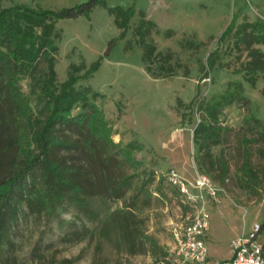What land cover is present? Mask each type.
I'll list each match as a JSON object with an SVG mask.
<instances>
[{
  "label": "rangeland",
  "instance_id": "obj_1",
  "mask_svg": "<svg viewBox=\"0 0 264 264\" xmlns=\"http://www.w3.org/2000/svg\"><path fill=\"white\" fill-rule=\"evenodd\" d=\"M12 1L0 0V4L8 6ZM167 1L174 15H170L166 23L153 20L155 25L146 38L153 40L163 52L172 51L173 58L169 61L175 65L172 76H155L147 70L149 76H145L141 68L143 53L134 34V28L140 21L138 16L131 22L126 43L132 40L133 47L135 44L139 46L125 53L123 44L117 43V50L104 59L100 70L77 83V86L90 84L100 92L99 96L92 97L98 110L90 120V126L93 131L106 132L117 144L115 149L119 150V158L122 155L129 158L115 166L114 174L117 178L131 176L130 188L115 200L95 196L92 199L93 217H87L68 203L51 215L22 214L12 222L11 242L0 256V264H179L176 230L186 221L182 213L184 202L173 187L160 178L172 168L192 180L199 174H205L222 189L217 200L208 202L213 209L223 206L219 222L215 223L209 236L210 257H231L228 241L244 229L252 231L255 223L264 220V157L259 154L262 143L257 140V123L246 119L257 116L260 102H253V99L263 94L258 84L259 78H263L262 73L252 85L245 78V71H238L249 57L245 43L236 46L233 34L222 41L218 40L219 36L198 41L179 29L166 28V25L178 24L180 8L193 4L191 0ZM228 2L233 4L230 20L235 13H239V22L246 18L264 20V0H203L199 6L204 10V19H212L217 11L219 24H222ZM43 7L59 9L67 6ZM96 18L101 20L98 16ZM146 18L151 19L147 14ZM78 26L63 20L57 23L59 36L56 39L55 67L59 81L68 77L70 63L85 61L90 64L102 54L93 53L86 41L79 38L76 40L81 42V46L68 47L72 40L70 33ZM99 27L102 36L109 35L110 30H103L102 22ZM168 30H171L170 35L166 33ZM64 35H67L66 42L60 46ZM216 48L217 65L204 77L202 68L207 55ZM125 60L128 64L121 62ZM169 62L155 57L152 66L158 72ZM235 80L245 83L243 92L237 93L231 84ZM18 82L30 98L33 113L37 114L41 104L38 103V95L31 92L30 78L19 76ZM228 91L234 93L233 100L224 105L219 114L221 139L211 146L217 166L210 168L194 136L197 124L202 119L208 122L198 105L214 102ZM239 94L245 98L241 99ZM180 99L182 103H179ZM192 99L194 105L186 106ZM81 110V107H76L73 112ZM74 157L88 163L86 165L98 178L99 169L88 162L86 155L78 153ZM246 162L257 170L256 177L245 172ZM222 167H225V172L221 171ZM145 195L150 197L145 198ZM135 198L140 205L136 210L137 219L145 233L140 240L124 236L119 219L111 214L121 208L131 209L129 204ZM215 247L219 248L220 256L212 254Z\"/></svg>",
  "mask_w": 264,
  "mask_h": 264
},
{
  "label": "trees",
  "instance_id": "obj_2",
  "mask_svg": "<svg viewBox=\"0 0 264 264\" xmlns=\"http://www.w3.org/2000/svg\"><path fill=\"white\" fill-rule=\"evenodd\" d=\"M98 5L105 6L114 15L120 29L118 35L108 41L104 52L90 64L85 61L70 63L68 77L59 81L55 67L58 21L80 15L90 17ZM136 13L140 21L134 28V34L143 49L142 59L146 70L155 76H172L175 65L169 61L173 53L163 52L153 40L146 38L155 23L146 18L144 10H137L136 0L128 7L108 6L105 0H83L59 9L26 3L0 4V256L11 242L12 222L22 214L51 215L68 203L87 217H93L95 210L92 199L95 196L115 200L130 188L131 176L117 178L114 174L115 166L129 158L123 155L119 158V150L115 149L117 144L106 132L93 131L90 126V120L98 110L92 97L99 96L100 92L90 84L77 86V83L99 70L113 47L126 37ZM238 19L239 13L233 14L218 40H225L233 34L236 46L245 43L249 59L238 71L244 70L245 78L255 85L261 73L264 79V51L257 47V44L264 43V20L246 18L239 22ZM166 33L170 35L171 30ZM132 47L133 41L128 40L125 50ZM217 52L216 48L207 55L202 68L204 77L217 65ZM155 57L169 62L158 72L152 66ZM19 76L30 78L31 92L38 95V103L41 104L37 114L33 113L30 98L18 82ZM231 84L237 93L245 89L241 80ZM262 92L264 94V86ZM233 94L228 91L214 102L198 105L208 122L202 119L194 129V136L210 168L217 166L211 146L221 139L219 114L224 105L232 102ZM244 96L240 95V98L244 99ZM194 102L192 99L186 106L192 107ZM179 103H182L181 99ZM76 107L82 110L74 113ZM246 119L255 121L259 127L256 136L262 143L259 154L264 157V122L257 116ZM78 153L86 155L88 162L99 169L98 178L86 165L88 163L75 159ZM244 170L252 177L258 174L249 164ZM221 171L225 172V167ZM160 178L181 197L179 190L168 182L165 175ZM148 196L145 195V198ZM129 206L131 209L121 208L111 214L119 219L124 236L140 240L145 233L137 219L136 210L140 208L137 198L132 199ZM182 210L183 215H187L190 206L182 203ZM261 223L264 226V220Z\"/></svg>",
  "mask_w": 264,
  "mask_h": 264
},
{
  "label": "crops",
  "instance_id": "obj_3",
  "mask_svg": "<svg viewBox=\"0 0 264 264\" xmlns=\"http://www.w3.org/2000/svg\"><path fill=\"white\" fill-rule=\"evenodd\" d=\"M83 0H13L9 5L16 4V3H26V4H31V5H42V6H52V5H58V6H71L75 5ZM108 6H115V5H121L123 7H128L132 2V0H105ZM145 2V3H144ZM193 3L190 7H184L180 8L177 15V21L178 24H170L166 25L168 27L166 28H172L175 30H180L181 32H185L188 35H193L194 38L198 41H207L210 38H217L222 31L225 29L227 24L229 23L230 20V14H231V9L233 8V4L228 2V9L225 11L226 16L223 19L222 24H219V12H215V17H213L210 20L204 19V14H203V9L199 4L203 2V0H191ZM136 8L137 10H144L145 14L151 18V20H155L156 22L162 21L163 23H166L168 19H170V15H174V12L171 11L169 2L167 0H163L162 3H159L158 0H136ZM200 8V9H199ZM100 17L101 20L100 22L103 23L104 29H109L110 33L108 36L106 35H101V31L99 28L100 22L97 21L96 17ZM139 15L136 13L131 22L133 20H137V17ZM63 20L64 23H72L75 25H79L77 28H74L73 31L70 33L72 36L70 39L71 42L68 45V47H73L76 46L77 44L80 45V43L77 42L76 39H81L82 41H86L92 52L93 53H103L104 49L107 47L108 41L118 35L120 29L116 25L114 21V15L110 14L108 9L105 6L98 5L94 8V10L91 12V16L87 17L85 15H80L75 18H64L60 19ZM97 22V24H96ZM99 22V24H98ZM165 25V24H164ZM217 26V27H216ZM216 27V28H213ZM66 34V33H65ZM105 34V33H104ZM127 36L125 38H122L118 41V44L122 46L123 44V50H125V44L127 40ZM66 37L67 35H64V38L62 39L60 46H62L63 43L66 42ZM97 39V40H96ZM81 46V45H80ZM136 46H139L138 44H135V46L130 49V50H125V53L133 50ZM257 47L261 48L264 51V43L257 44ZM141 48V54L143 53V49ZM117 50V46L113 47L111 53L113 51ZM110 57V56H109ZM108 58V57H107ZM106 58V59H107ZM111 60V59H109ZM143 61V60H142ZM125 62L128 64V62ZM104 63V62H103ZM102 63V64H103ZM102 66V65H101ZM101 68V67H100ZM99 68V70H100ZM142 70L145 74V76H149L146 68L144 67V62L142 63ZM98 70V71H99ZM259 78L258 84L259 87L262 89L264 85V79ZM244 86L245 83H244ZM260 102L259 107L254 105L255 107H258L257 109V116L261 119H264V94L256 96V99H253V102ZM210 212H211V223H210V229L208 233V251L211 249L210 247V242H209V236L212 232V228L215 225V223L219 222V214L221 211L223 212V206L221 205L220 207L218 206L216 209H213V206H209ZM247 232L246 229H244L240 234ZM240 234H236V237ZM231 238L228 241V254H231V248H230V243L232 241ZM220 251L219 248L215 247L212 248V254L216 256H220ZM218 259V258H216Z\"/></svg>",
  "mask_w": 264,
  "mask_h": 264
},
{
  "label": "built area",
  "instance_id": "obj_4",
  "mask_svg": "<svg viewBox=\"0 0 264 264\" xmlns=\"http://www.w3.org/2000/svg\"><path fill=\"white\" fill-rule=\"evenodd\" d=\"M175 186L182 201L190 206L186 221L176 230L177 262L195 264H264V226L255 223L253 230L242 233L230 243L231 257L215 259L209 256L208 233L211 223L209 200H217L222 189L209 176L199 174L195 180L185 178L176 169L165 174Z\"/></svg>",
  "mask_w": 264,
  "mask_h": 264
}]
</instances>
